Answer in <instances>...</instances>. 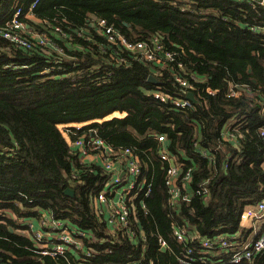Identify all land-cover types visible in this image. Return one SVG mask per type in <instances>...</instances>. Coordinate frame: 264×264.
<instances>
[{"label": "trees", "instance_id": "16d2710c", "mask_svg": "<svg viewBox=\"0 0 264 264\" xmlns=\"http://www.w3.org/2000/svg\"><path fill=\"white\" fill-rule=\"evenodd\" d=\"M261 1L251 6L240 0H0V29L19 8L27 32L44 33L62 50L37 44L27 50L0 36L2 263L182 264L188 248L198 252L199 239L236 235L240 242L249 236L241 213L264 197V31L251 30L264 27ZM91 18L133 42L157 37L182 69L172 63L157 68L108 45ZM56 26L64 38L54 32ZM175 72L188 79L190 89L174 80ZM149 76L158 84L148 82ZM234 85L248 86L250 93L231 97ZM153 91L181 99L191 91L198 103L176 109L155 99ZM115 111L126 115L92 128L107 145L132 148L148 163L143 176L151 191L143 199L145 213H136L144 241L124 230L111 233V225L96 215L93 197L106 177L84 171L56 128ZM225 130L235 140L224 138ZM158 136L165 140L158 143ZM162 150L174 159L178 178L190 169L174 205L168 203ZM202 183L206 194L196 193ZM44 213L88 233L82 241L91 255L37 254L23 224ZM174 229L186 232L184 242L176 240ZM206 257L209 264H233L220 250ZM237 264H264V250Z\"/></svg>", "mask_w": 264, "mask_h": 264}, {"label": "built area", "instance_id": "2783aa9c", "mask_svg": "<svg viewBox=\"0 0 264 264\" xmlns=\"http://www.w3.org/2000/svg\"><path fill=\"white\" fill-rule=\"evenodd\" d=\"M249 5H254V0H240ZM36 1L31 5L29 11L34 8ZM263 5V0L261 1ZM21 9L17 8L9 23L0 29V36L13 43L17 47L31 49L34 44L49 49H58L59 47L47 36H33L31 39L26 37L27 27L21 20ZM30 15V14H29ZM28 15V18H31ZM99 37H104L108 45L134 55L136 60L146 64H153L154 67L163 68L175 64V68L182 69L180 62H176V54L163 46L157 37H152L147 41L133 42L128 40L113 25H109L102 19H91ZM253 32L264 31V27H252ZM54 32L65 37L59 26H56ZM88 39V38H87ZM46 51V50H44ZM62 53V50H58ZM118 56L117 53L114 54ZM122 62V58H115ZM174 80L183 88L190 89L188 79L181 77L177 72L174 74ZM191 79L196 80L194 76ZM191 92V91H187ZM186 92V94H187ZM207 93L213 94L214 91L207 89ZM242 92L250 93L248 86L234 85L229 92V96L236 97ZM155 99L162 103H169L176 109L191 108L193 103L184 98H173L165 95L161 91L150 92ZM118 115V116H117ZM126 114L115 111L102 119H93L81 123L58 124L56 126L65 143L70 147L71 152L77 157L84 171L96 174L98 171L106 177L101 186V191L93 197V208L99 218H103L111 225L112 229L124 230L133 240H145V233L137 228L136 213L139 210L145 213L143 199L150 193L151 185L147 178L143 176V169L146 170L148 163L141 162L140 157L132 148L115 149L105 143L103 139L97 136V132L92 125L102 123L114 118H123ZM228 137L235 140L233 133L225 131L224 138ZM260 137L264 146V126L260 129ZM158 143H162L164 136L156 137ZM160 159L168 164L165 174V186L169 195V205L177 203L182 195L185 182L189 178L190 169H187L183 176L179 177L178 168L172 156L165 150L160 151ZM171 162L174 166H171ZM78 176L72 175L75 179ZM206 183L201 184V188L196 193L206 194ZM183 199L189 201V195H183ZM135 221V222H134ZM253 221L259 223L258 227L251 229V236L243 241H237V236H219L214 239H199L198 252L188 248L182 258L179 259L182 264H209L207 255L216 250L230 254L229 262L237 264L242 260H250L254 255L264 250V197L253 206L244 209L240 216V224ZM24 223L29 231V236L34 241L35 252L40 255H47L52 258H66L68 250L82 252L85 256H90L88 249L82 238L89 236L80 230L71 229L68 222L56 220L44 213L36 222L39 223V229L33 227L32 220ZM114 227V228H113ZM174 236L179 242L186 240V232L181 229H174ZM138 240L136 243H138ZM161 250L166 249V243L160 240ZM0 264H5L0 261Z\"/></svg>", "mask_w": 264, "mask_h": 264}, {"label": "water", "instance_id": "95a60500", "mask_svg": "<svg viewBox=\"0 0 264 264\" xmlns=\"http://www.w3.org/2000/svg\"><path fill=\"white\" fill-rule=\"evenodd\" d=\"M263 5H264V0H263ZM147 81L150 82V83H153V84H158L157 79L155 77H153V76H149ZM186 99L191 101L193 104H197L198 103L197 99L195 98V96H194V94L192 92H187ZM171 166L173 167L174 163L171 162ZM64 194L66 196H70L71 197L73 195V191L71 189H66L64 191Z\"/></svg>", "mask_w": 264, "mask_h": 264}, {"label": "rangeland", "instance_id": "374dc122", "mask_svg": "<svg viewBox=\"0 0 264 264\" xmlns=\"http://www.w3.org/2000/svg\"><path fill=\"white\" fill-rule=\"evenodd\" d=\"M91 19H93V18H91ZM47 27H48V23L46 22V24H45ZM55 28H53V30H54ZM42 35H45L44 33H37V32H27V35H26V37H28V38H31V37H33V36H36V37H38V36H42ZM46 36V35H45ZM44 49H49V48H45L44 47ZM60 48H58V49H50V50H54V51H56V52H58V50H59ZM59 53V52H58ZM45 73L47 72V71H44ZM118 116V115H117ZM225 131H227V130H225ZM248 224L249 225H252V228L253 227H258L259 226V223L258 224H256L255 226H254V222L253 221H250V222H248ZM252 228H248V230H250V234H251V229ZM247 230V229H246ZM246 238H244L243 240H245ZM243 240H241V241H243Z\"/></svg>", "mask_w": 264, "mask_h": 264}, {"label": "crops", "instance_id": "0c3cea01", "mask_svg": "<svg viewBox=\"0 0 264 264\" xmlns=\"http://www.w3.org/2000/svg\"><path fill=\"white\" fill-rule=\"evenodd\" d=\"M33 21H35V22H38L37 20H35V19H33ZM224 135H225V131H224ZM223 135V136H224ZM263 167H264V164H263ZM32 221H33V223H32V225H33V227H35V229H39V223L38 222H36V219H31ZM26 223H31V222H25V224ZM256 224H258V223H255L254 224V226L256 225ZM24 225V224H23ZM253 225V224H252ZM252 225H249L248 223H244V224H241V227H243L244 229H247L248 230V228H252ZM25 226V225H24ZM26 227V226H25ZM251 236V234H249V236L247 237V238H249Z\"/></svg>", "mask_w": 264, "mask_h": 264}]
</instances>
